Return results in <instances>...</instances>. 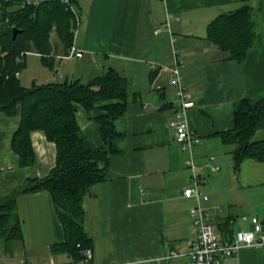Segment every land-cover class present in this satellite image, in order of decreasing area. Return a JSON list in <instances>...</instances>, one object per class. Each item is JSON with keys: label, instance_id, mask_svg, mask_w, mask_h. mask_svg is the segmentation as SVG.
<instances>
[{"label": "crops", "instance_id": "0c3cea01", "mask_svg": "<svg viewBox=\"0 0 264 264\" xmlns=\"http://www.w3.org/2000/svg\"><path fill=\"white\" fill-rule=\"evenodd\" d=\"M72 1L79 19L72 28L73 45L82 57L69 56L65 48L59 50L55 44L53 66L48 68L37 53H28L24 66L35 63L39 80L25 79L23 85L62 78L88 81L110 66L129 80L136 97L117 121L118 152L107 160L106 178L93 184L82 201L83 227L92 239V264L187 261V240L196 233L189 210L197 203L195 198L183 195L184 189L192 186V169L186 165L189 159L202 180L199 191L208 196L200 204L210 214L217 238L231 239L236 230L250 229L252 216L262 219L264 231V162L247 158L235 169L234 144L222 138V133L234 126L236 101L264 96V0ZM245 5L252 8L257 28L253 44L238 61L228 58L207 38L206 28L220 13ZM167 20L168 27L155 33V28ZM174 52L183 60L182 83L193 102L185 119L200 136L191 151L181 148L170 125L177 120L173 89H154L156 83H165V67L172 65ZM153 62L157 63L154 69ZM55 66L63 70L58 72ZM101 111L94 108L87 112L75 104L76 121L88 148L102 145L99 124L93 119ZM19 122V116L0 112V199L27 178L47 175L55 161V144L43 131L33 130L30 140L34 162L20 166L12 149ZM224 195L230 198L223 201ZM258 209L261 217L251 212ZM16 213L22 236L8 242L0 233V264H25L23 260L70 264L67 254L50 250L53 243L63 241V231L47 191L17 195ZM223 227H228L229 233ZM16 241L21 242L22 250L18 261L15 246L8 245ZM171 251L178 255L166 257ZM221 261L264 264V245H242Z\"/></svg>", "mask_w": 264, "mask_h": 264}, {"label": "trees", "instance_id": "16d2710c", "mask_svg": "<svg viewBox=\"0 0 264 264\" xmlns=\"http://www.w3.org/2000/svg\"><path fill=\"white\" fill-rule=\"evenodd\" d=\"M72 4V0H0V112L20 118L12 136V149L24 167L35 159L31 131H43L56 147L54 165L47 175L27 178L0 199V233L6 235L8 242L20 238L17 195L47 191L63 231V241L53 243L50 250L53 254H67L70 264H81L82 251L92 247V239L83 227L82 201L93 184L106 178L107 160L118 152L117 121L125 114L128 102L136 97L129 80L110 66L88 81L62 78L29 86L21 84L17 74L28 53H37L41 62L52 68V31L68 52L75 22ZM13 27L17 28L14 36ZM256 28L253 10L245 5L214 17L206 32L207 38L228 58L241 61L254 42ZM100 101L107 102L97 105ZM75 104L87 112L102 110L93 118L100 128V147L85 146ZM233 115V128L222 133L223 141L234 144L233 167L238 169L247 158L264 162V138L253 139L256 129L264 125V96L236 101Z\"/></svg>", "mask_w": 264, "mask_h": 264}, {"label": "built area", "instance_id": "2783aa9c", "mask_svg": "<svg viewBox=\"0 0 264 264\" xmlns=\"http://www.w3.org/2000/svg\"><path fill=\"white\" fill-rule=\"evenodd\" d=\"M40 0H26L27 3H37ZM68 2V0H65ZM70 10L74 13V20L76 23L79 19L71 5ZM168 27V20L161 23L155 28V33L159 32L162 28ZM174 52V61L172 65L165 67L168 71L165 83H156L154 89L161 91L165 86L173 89L174 100L176 104L175 115L176 121L170 123L174 129L176 140L185 151H191L192 146L199 143L200 136L195 133L189 126L185 119V113L193 107L190 94L187 92L182 83L181 66L183 60L178 58ZM69 56L77 58L82 57V52L77 49L73 43L68 50ZM157 67V63H151V68ZM18 75V74H17ZM186 165L192 169L191 181L192 186L184 189L183 195L186 197H193L196 200V205L192 206L189 213L192 217L193 224L196 228V233L190 237L188 242V259L184 264H222L221 258L235 253L242 245H264V231L260 220L257 217H251L250 229H238L231 239L217 238L212 222L211 216L207 209L201 206V201H207L208 196L203 194L198 189V184L202 181L195 173V165L192 159L186 161ZM175 251L169 252L166 257L177 256ZM83 260L81 264H92V249L87 248L82 251ZM34 264V263H27Z\"/></svg>", "mask_w": 264, "mask_h": 264}, {"label": "rangeland", "instance_id": "374dc122", "mask_svg": "<svg viewBox=\"0 0 264 264\" xmlns=\"http://www.w3.org/2000/svg\"><path fill=\"white\" fill-rule=\"evenodd\" d=\"M77 24V23H76ZM50 40H51V43H52V45L54 46L55 44H57L58 46V49L59 50H61V49H63L64 47H63V45L61 44V42L59 41V39H58V37H57V35H56V33L54 32V31H52V33H51V37H50ZM32 53V52H31ZM82 66V65H81ZM48 68H50L49 66H48ZM58 68V66H55V67H53V69H55L56 71H58V72H61V70H63V69H57ZM23 69V71H22V74H21V78H20V80H21V82H22V84L25 82L24 80L26 79H32V80H34V79H36V80H39L38 79V76L36 75L37 74V72H38V68H37V66L35 65V63H33V64H29V66H28V68H26L25 66L22 68ZM82 69V68H81ZM47 71H49V70H47ZM63 72V71H62ZM25 84V83H24ZM29 84V83H28ZM261 138H264V125H262V126H260V127H258L257 129H256V131H255V133H254V135H253V139H261ZM230 197H228V196H222V200L223 201H226V200H228ZM231 198H234V197H231ZM263 198H264V196H263ZM224 204H225V206H227V202H224ZM251 206H252V204H251ZM244 207H246V208H248L249 206H248V204H246V206H244ZM263 207V205L260 207V208H262ZM251 212H254V213H257L260 217H261V214H259L260 212H259V209H258V212H255V211H251ZM237 214V213H236ZM240 216L241 215H238V218H240ZM253 217V216H252ZM255 217H257V216H255ZM257 218H259V217H257ZM264 218V217H263ZM259 220H262L261 218L259 219ZM264 225V224H263ZM236 228V227H235ZM223 229H224V232L225 233H229V230L230 229H228V227H223ZM233 230V229H232ZM2 240V238L0 237V241ZM20 243L21 242H19V241H16V242H13V243H11V244H8V245H14L15 246V254H14V257H15V259H16V261H18L19 260V258L21 257V254H22V250L20 249ZM1 244H2V242H1ZM49 260V259H48ZM23 262L25 263V264H27L24 260H23Z\"/></svg>", "mask_w": 264, "mask_h": 264}, {"label": "water", "instance_id": "95a60500", "mask_svg": "<svg viewBox=\"0 0 264 264\" xmlns=\"http://www.w3.org/2000/svg\"><path fill=\"white\" fill-rule=\"evenodd\" d=\"M16 31H17V28L13 27V36L15 35Z\"/></svg>", "mask_w": 264, "mask_h": 264}]
</instances>
